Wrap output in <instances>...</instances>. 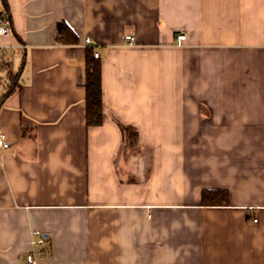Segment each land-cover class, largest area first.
Segmentation results:
<instances>
[{
  "label": "crops",
  "instance_id": "0c3cea01",
  "mask_svg": "<svg viewBox=\"0 0 264 264\" xmlns=\"http://www.w3.org/2000/svg\"><path fill=\"white\" fill-rule=\"evenodd\" d=\"M6 1L0 264H264V0Z\"/></svg>",
  "mask_w": 264,
  "mask_h": 264
},
{
  "label": "trees",
  "instance_id": "16d2710c",
  "mask_svg": "<svg viewBox=\"0 0 264 264\" xmlns=\"http://www.w3.org/2000/svg\"><path fill=\"white\" fill-rule=\"evenodd\" d=\"M5 5V19L8 20L7 1L3 0ZM59 42L64 45H74L78 43V38L73 30L65 23H60L57 28ZM87 122L89 126H100L103 123V100H102V82H101V63L94 57V50L90 49L87 57ZM9 90L4 95L8 97L18 85V75L10 74ZM227 198V193L220 190H205L203 192V205H223Z\"/></svg>",
  "mask_w": 264,
  "mask_h": 264
},
{
  "label": "built area",
  "instance_id": "2783aa9c",
  "mask_svg": "<svg viewBox=\"0 0 264 264\" xmlns=\"http://www.w3.org/2000/svg\"><path fill=\"white\" fill-rule=\"evenodd\" d=\"M11 33L10 27L6 24V19L0 17V38L7 36ZM126 40L133 41L131 36H127ZM179 42H183L185 40L184 35H180L178 37ZM86 44H90L91 41L87 39ZM2 49V45L0 44V50ZM94 57L96 59L99 58V54L97 52H94ZM10 147V143L6 142L4 136H0V148L2 149H8ZM46 243L47 240L44 235H42L39 232H35L33 234V240H32V250L27 254L26 256V264H37L38 260L46 257L47 255V249H46Z\"/></svg>",
  "mask_w": 264,
  "mask_h": 264
},
{
  "label": "rangeland",
  "instance_id": "374dc122",
  "mask_svg": "<svg viewBox=\"0 0 264 264\" xmlns=\"http://www.w3.org/2000/svg\"><path fill=\"white\" fill-rule=\"evenodd\" d=\"M127 142H128V144H130L131 140L129 138H127Z\"/></svg>",
  "mask_w": 264,
  "mask_h": 264
}]
</instances>
